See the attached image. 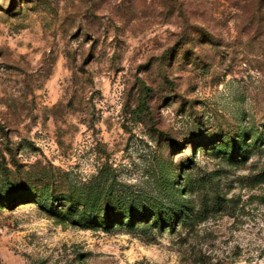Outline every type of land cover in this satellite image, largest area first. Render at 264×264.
Listing matches in <instances>:
<instances>
[{
	"label": "rangeland",
	"instance_id": "1",
	"mask_svg": "<svg viewBox=\"0 0 264 264\" xmlns=\"http://www.w3.org/2000/svg\"><path fill=\"white\" fill-rule=\"evenodd\" d=\"M0 264H264V0H0Z\"/></svg>",
	"mask_w": 264,
	"mask_h": 264
},
{
	"label": "trees",
	"instance_id": "2",
	"mask_svg": "<svg viewBox=\"0 0 264 264\" xmlns=\"http://www.w3.org/2000/svg\"><path fill=\"white\" fill-rule=\"evenodd\" d=\"M6 200H7V202H8L9 207H14V206L16 205V200H15V201L12 200L10 196H7V197H6ZM167 217L169 218L168 221L171 222L173 216L170 215V214H167ZM175 217H176V216H175ZM107 221H108L109 224L111 223V221H109V217L107 218ZM131 224H132V222H131Z\"/></svg>",
	"mask_w": 264,
	"mask_h": 264
}]
</instances>
